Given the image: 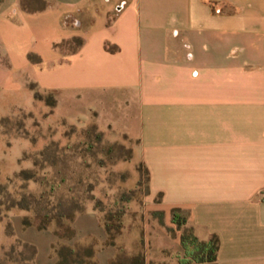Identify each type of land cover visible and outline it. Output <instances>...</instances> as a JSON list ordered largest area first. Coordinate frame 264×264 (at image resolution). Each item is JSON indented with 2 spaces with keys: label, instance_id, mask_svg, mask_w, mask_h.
<instances>
[{
  "label": "crops",
  "instance_id": "obj_1",
  "mask_svg": "<svg viewBox=\"0 0 264 264\" xmlns=\"http://www.w3.org/2000/svg\"><path fill=\"white\" fill-rule=\"evenodd\" d=\"M13 76L134 140L149 193L217 237V264H264V0H0Z\"/></svg>",
  "mask_w": 264,
  "mask_h": 264
},
{
  "label": "rangeland",
  "instance_id": "obj_2",
  "mask_svg": "<svg viewBox=\"0 0 264 264\" xmlns=\"http://www.w3.org/2000/svg\"><path fill=\"white\" fill-rule=\"evenodd\" d=\"M75 46L76 43L65 44L62 51L68 52ZM17 77H1L0 181L14 179L21 168L31 167L35 153L54 140L61 146L72 145L71 153L75 157L84 151L85 175L87 182L94 186L95 200L86 202L83 212L75 216L72 225L76 235L72 240H58L53 226L45 230L23 226L22 217L26 213L12 209L9 218L0 222V255L12 241L4 233L9 220L13 237L36 247V264H54L52 245L56 242L92 244L96 264H111L115 256L121 264H131L129 258L139 253H143L145 264H177L183 256L181 237L191 225L188 220L186 224L172 222L171 208L163 205L158 195L149 193L145 169L133 156L135 141L111 129L100 128L91 111L86 117L77 109L71 112L69 108L59 107L54 91L36 87L42 97L34 99V91L24 88ZM33 85L27 83L29 88ZM53 101V105H47ZM93 123L97 131L92 129ZM97 132H101L99 140ZM89 139L94 144L92 151L85 150L87 145L82 144ZM113 144L111 151L109 146ZM128 149L132 150L131 157ZM81 161L78 157L75 164ZM13 184L20 182L14 180ZM104 222L110 227L114 245L107 242Z\"/></svg>",
  "mask_w": 264,
  "mask_h": 264
},
{
  "label": "trees",
  "instance_id": "obj_3",
  "mask_svg": "<svg viewBox=\"0 0 264 264\" xmlns=\"http://www.w3.org/2000/svg\"><path fill=\"white\" fill-rule=\"evenodd\" d=\"M84 38L74 35L69 39L54 44V47L62 53H75L83 44ZM76 43V46L68 51H62L65 44ZM105 48L114 51L115 48L109 43ZM29 60L39 62L40 59L29 54ZM31 86L34 91V99H41V93ZM47 102V105H53ZM97 125L92 124V129L97 131ZM88 138V135L86 136ZM97 139H101V132L96 133ZM92 140H84L82 144L87 145L85 150L92 151L94 144ZM115 145L109 146L112 151ZM123 148L124 146H119ZM72 145L61 146L58 141L52 140L42 149L37 151L32 159L31 167L21 168L14 179L8 178L5 182L0 181V222L9 218L12 209H18L26 214L22 217V224L25 227H36L45 230L53 226L54 236L58 240H72L76 232L72 225L75 216L83 212L86 202L95 200L93 184L87 182L86 160L83 155L75 157L71 153ZM127 154L132 156V150L128 149ZM82 161L75 164V159ZM144 167V166H143ZM146 172L148 184V171ZM17 180L20 184H13ZM75 183V184H74ZM160 198V197H159ZM100 203V200H97ZM161 201V200H160ZM98 208V205H95ZM172 222L186 224L189 212L181 207H172ZM108 237V244L114 245L110 227L107 222L103 223ZM4 233L12 241L0 255V264H36V247L33 244L24 242L13 237V230L10 221L6 222ZM111 240V241H110ZM183 256L178 258L177 264H217L218 239L212 236L209 240H199L193 233L192 226L187 233L181 237ZM56 256L55 264H96L95 250L92 244L70 245L68 243L56 242L52 245ZM117 255V254H116ZM131 264H145L143 253L129 258ZM116 256L111 259V264H121Z\"/></svg>",
  "mask_w": 264,
  "mask_h": 264
}]
</instances>
